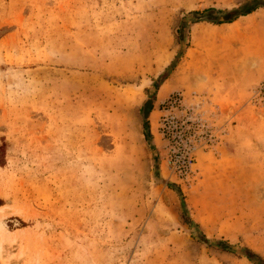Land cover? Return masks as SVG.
<instances>
[{
  "label": "rangeland",
  "instance_id": "374dc122",
  "mask_svg": "<svg viewBox=\"0 0 264 264\" xmlns=\"http://www.w3.org/2000/svg\"><path fill=\"white\" fill-rule=\"evenodd\" d=\"M250 1L0 0V264L264 259Z\"/></svg>",
  "mask_w": 264,
  "mask_h": 264
},
{
  "label": "trees",
  "instance_id": "16d2710c",
  "mask_svg": "<svg viewBox=\"0 0 264 264\" xmlns=\"http://www.w3.org/2000/svg\"><path fill=\"white\" fill-rule=\"evenodd\" d=\"M263 5H264V0H253L237 9L217 10L215 8H209L204 11H192L191 14L197 17L196 21L202 20L201 18L204 15V16H208L207 19L208 21H211L215 24L231 23L236 19H238L240 16L250 14ZM215 12H221L223 13V15L217 16L215 15ZM171 186L175 187L181 193V190L177 185L171 184ZM203 240L207 243L210 242V240L204 234H203ZM217 245L226 251H232L233 249V245L225 240L217 241ZM244 254L249 260H251L255 264H264V259L260 257L257 253H255L253 250L249 248H245Z\"/></svg>",
  "mask_w": 264,
  "mask_h": 264
},
{
  "label": "bare ground",
  "instance_id": "6f19581e",
  "mask_svg": "<svg viewBox=\"0 0 264 264\" xmlns=\"http://www.w3.org/2000/svg\"><path fill=\"white\" fill-rule=\"evenodd\" d=\"M0 210L2 211V209H0ZM0 225H1L2 227H4L6 230L8 229V228H7V224H6L5 222H1V221H0ZM4 228H3V229H4Z\"/></svg>",
  "mask_w": 264,
  "mask_h": 264
},
{
  "label": "water",
  "instance_id": "95a60500",
  "mask_svg": "<svg viewBox=\"0 0 264 264\" xmlns=\"http://www.w3.org/2000/svg\"><path fill=\"white\" fill-rule=\"evenodd\" d=\"M146 106V108L148 109L147 110V114L149 115V113H150V110H151V106L149 105V104H147V105H145ZM148 116H146V118H147Z\"/></svg>",
  "mask_w": 264,
  "mask_h": 264
}]
</instances>
